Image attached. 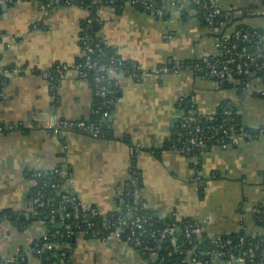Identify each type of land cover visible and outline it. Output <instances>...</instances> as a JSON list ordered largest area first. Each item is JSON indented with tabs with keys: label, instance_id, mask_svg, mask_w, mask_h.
<instances>
[{
	"label": "crops",
	"instance_id": "crops-1",
	"mask_svg": "<svg viewBox=\"0 0 264 264\" xmlns=\"http://www.w3.org/2000/svg\"><path fill=\"white\" fill-rule=\"evenodd\" d=\"M262 2L216 0L223 13L219 31L230 33L238 26L255 31L249 47L260 58ZM165 8L170 14L162 19L129 3L120 9L98 6L103 44L145 73L134 78L119 72L111 119H100L97 134L62 128L54 135L52 126L89 121L95 113L91 88L76 68L83 55L81 21L89 10L52 0L0 4V70L21 68L0 77V213L20 221L0 218V261L47 264L41 253H32L46 224L34 218L31 190L34 173L53 170L64 177L70 195L107 215L116 212L119 191L136 178L134 196L159 218L175 212L196 223L205 237L264 236V225L256 221L258 209L264 208V95L255 91L264 88V80L255 76L250 80L254 90L240 89L235 76L221 81L185 66L215 55L213 34L190 0H178V12ZM56 65L66 69L55 71ZM163 65L175 70L159 78L153 70ZM182 98L206 118L234 109L249 133L228 148L210 146L198 155L170 147ZM131 145L139 148L134 160ZM74 235L66 246L68 264H148L131 243ZM54 246L62 248L42 245L44 250ZM207 255L211 264H236L227 256ZM53 257L48 264H64Z\"/></svg>",
	"mask_w": 264,
	"mask_h": 264
},
{
	"label": "built area",
	"instance_id": "built-area-1",
	"mask_svg": "<svg viewBox=\"0 0 264 264\" xmlns=\"http://www.w3.org/2000/svg\"><path fill=\"white\" fill-rule=\"evenodd\" d=\"M18 0H0V4L2 3H14ZM56 4L59 0H52ZM165 4V7L169 6L171 8H175L176 12H178V0H162ZM195 4L201 5L206 11L204 12V20L212 27L211 32L213 34L214 45H215V55L210 58H206L201 61L203 63L201 66L195 64L193 66V71L197 72L199 75L204 77H213L217 80H225L232 76L242 77L245 76L244 81L241 82L239 78H237L238 83L242 84V89H252L250 85V80L255 77L254 71L251 69L256 68L259 69L261 66L257 64V61L260 59L258 55H255L250 50V41L252 37L255 35V31L250 30H241L235 29L230 33H224L219 31L213 26V18L216 15H219L222 11L221 8L216 4V0H192ZM125 3H129L131 5H136L137 3L142 4L145 8L152 7L154 4V0H126ZM165 12L170 11L165 8V10L161 8L152 9V14L158 18H162ZM260 12L264 16V0L260 7ZM99 20V19H97ZM90 21V19H89ZM264 33V28H263ZM83 55L82 61L77 63V73L82 78L85 77V71L91 69L94 71L93 82L96 87L95 94L100 96L103 99L101 105H97L94 109L95 113L100 114V119L106 118L109 114V111L103 107L105 104L109 107L107 101V84H110L112 80L115 81L116 84L119 83V73L115 72L111 66H100L93 58L92 54L94 52V48L91 47L90 42L87 40V35L84 34L81 40ZM97 47V44L95 45ZM180 67V66H179ZM178 67V69H179ZM133 72L130 73L131 77L138 78L141 76L144 71L139 70L137 66L133 65ZM55 71H62L66 69V66L56 65L54 67ZM175 70V67L171 66H159L155 70H153V74H155L159 78H163L167 73H170ZM21 71V68L11 67L4 68L0 70V77L5 76L9 72L18 73ZM256 93L259 95H264V88L255 89ZM4 97V93L0 91V98ZM108 104V105H107ZM192 110H184L181 109L178 112V126L179 129L176 133L178 147L177 149H182L187 152L195 151L201 152L204 148L207 147V144L212 141V146H217L220 148H228L232 146L238 138L242 136H247L246 131L243 127H239L238 131L235 132L233 128L225 127V124H220L218 128H213L208 126L206 128L201 127L196 123L197 119L191 115ZM226 115L231 114V110H225ZM67 130H82L84 132H88L92 135H95L99 132L98 127L91 126L85 120H77V121H69L60 126H52L50 131L57 135L60 129ZM219 129L221 133L225 136H217L215 133L207 134L209 131ZM0 131H3V126H0ZM188 133L189 137L184 138L183 133ZM225 138H228L227 140ZM139 148L137 145L130 146V154L133 157L134 152ZM59 173V171H58ZM60 174V173H59ZM37 175H40V172H37ZM136 178H131L127 184H136ZM44 185V184H43ZM52 188L58 189L57 192H60L59 185L52 184ZM64 185H62V189ZM65 189V188H64ZM40 191L38 190V194ZM128 194L126 188L119 191L116 201H117V210L113 215H107L101 213L97 208L93 206L86 207L83 203L75 196L70 194H64L61 196L60 201L58 202V209L61 211V218L64 221L65 218L70 217L69 212H63L68 206H70L72 210V214L75 217H81L85 219L86 217H100L102 223L98 226L96 221H88L84 222L83 225L78 223H73L72 226L75 227L78 232L83 233L84 235L97 238L101 241L109 237H113L116 240H122L128 243H131L134 248L142 254L148 252L151 256H155V252L162 248H166L165 241L170 242V246L173 248L175 252L181 254V250H178L180 245L176 244V240L173 237V227H168L166 229H160L154 227L151 222L150 215L145 214H136L137 211L141 208H146L143 201L136 195L134 196L132 202H128L125 199V196ZM48 202V200H47ZM44 202L38 200L37 198L33 199V206L41 207ZM81 211V213H80ZM170 216L173 218L174 223L180 224L184 230V237L188 241L192 240V235H199L200 230L196 223L190 220H182L177 213L172 212ZM54 220L50 218L46 223V231L42 237L44 240V246L48 244L51 246L54 244L52 241H48L50 237H56L59 232L58 230H51V226L53 225ZM66 236H72L74 233L70 229L69 225H66L65 230ZM210 240V242L214 245V248L211 251L206 252L209 254L211 259L214 257H222L227 256V258L234 259L236 264H247L246 257H248L249 262L253 261V256L248 251H243L241 254L234 256L223 248L227 247L230 244L229 239L220 240L218 237L209 236L206 237ZM204 239V238H203ZM202 240V238H200ZM245 238L243 236L239 237L240 245L244 244ZM152 243L151 246L148 244ZM43 247L41 248H32V253L39 254L42 252ZM64 255L63 253H61ZM21 260L23 257L20 258ZM163 261V257L160 259ZM185 261L191 264H211L209 261H202L197 258L194 250L190 251L185 258ZM0 264H17V259H9L0 261ZM175 264V263H172ZM257 264H264V253L262 258L257 262Z\"/></svg>",
	"mask_w": 264,
	"mask_h": 264
},
{
	"label": "trees",
	"instance_id": "trees-1",
	"mask_svg": "<svg viewBox=\"0 0 264 264\" xmlns=\"http://www.w3.org/2000/svg\"><path fill=\"white\" fill-rule=\"evenodd\" d=\"M43 4H49L51 3V0H40ZM126 0H59L57 4H64V3H77L79 5L85 6L89 10V16L84 18L81 21V36H84V34L87 35V40L90 42L91 47L94 48V52L92 54V58L100 65L103 67L106 66H111L112 69L119 73L121 72L123 75H128L130 76V73L133 72L132 66L136 64L134 62L122 59L121 57L118 56V54L115 52V50L110 49L106 47L103 42L101 41L99 35H98V29L100 27V22L97 20V9L98 6L103 3V4H110L114 6L117 9H120L123 4L125 3ZM190 5L194 10L196 11L197 17L202 21L205 26L208 28H212L205 20H204V12L206 11L201 5L195 4L192 0H190ZM136 6L138 9L142 11H146L147 13L152 14V9L154 8H161L165 10V4L162 0H154V4L152 7L145 8L140 3H137ZM223 13H220L219 15H216L213 18V26L216 29L220 28V22L222 20L221 15ZM169 16V12H165L164 15L162 16V19H165ZM90 19V21H89ZM209 28V30H211ZM237 29L241 30H247V28L243 26H238ZM97 44V47L95 46ZM82 57L80 61H82ZM79 61V62H80ZM195 64L202 65L201 61H193L189 63H185V66H188L190 68H193ZM257 64L261 66V68L256 69L252 68L251 71H254V76H259L263 78L264 80V57L260 58L257 61ZM197 73V72H196ZM198 74V73H197ZM93 77H94V71L91 69H88L85 71V77L84 79L87 80L91 92H92V98H93V106L94 109L97 107V105H101L103 102V99L95 94L96 87L93 82ZM242 81H244L245 76L242 77H237ZM117 85L114 80L110 84H107V89H108V94H107V101L109 104V107H107L105 104H103L102 108L107 109L110 111L113 103L118 97L117 94ZM238 87L241 89L242 84H239ZM107 104V105H108ZM178 108L179 110L184 109L188 110L191 109V115L197 119L196 123L200 125L203 128H206L208 126H211L213 128H218L220 124H225V127H232L235 132L238 131L239 127H243L246 133H249V129L244 125L242 122V119L240 115L237 114V112L232 109L230 115H226L225 111L219 110L213 117L211 118H206L198 115L195 111V107L190 99L182 98L178 102ZM99 118L100 114L99 113H94L92 120L87 121L91 126L98 127L100 128L99 124ZM179 129L178 123H177V130L176 133ZM210 133H215L217 136H225L223 133L219 131V129H215L212 131H209L207 134ZM184 138H188L189 135L188 133L184 132L183 133ZM226 140L228 138H225ZM170 147H178V141H177V135L175 139L170 142V144H167ZM213 145V142L210 141L207 144V147H210ZM205 149V148H204ZM203 149V150H204ZM202 150V151H203ZM191 154H196L200 152H195L191 151ZM134 160V157H132ZM197 169V168H196ZM33 178L35 179V186L31 190V198H37L38 200H41L44 202L43 206L41 207H35L34 209V218L36 219H42L45 224L50 218H53L54 223L51 226V230H58L59 234L52 238L50 237L48 241H52L54 244H56L58 247L62 246L60 251H57L55 246L50 249V250H44L41 252L40 259L44 263H50L51 261L54 260L55 257H53L54 253L56 254V257H61L64 261V264H68V255H67V248L66 246L68 244H71V236H66L65 230H66V225L70 226V229L73 231L75 234L79 230H77L75 227L72 226L73 223H78L83 225L86 220L88 221H96L98 223V226L102 223L100 217H86L85 219L81 217H75L72 214V210L70 206H68L63 212H69L70 217L65 218L64 221H61V211L58 209V202L61 199V196L64 194H69L66 189H62V185H64V177L60 176L58 173V170H53V171H48V172H40V175H37V172L34 173ZM44 184V185H43ZM56 184L59 185V189L61 190L60 192H57L58 189L52 188L51 185ZM139 187L138 183L137 184H128L126 189L128 191V194L125 196V199L128 202H132L134 198L135 191ZM38 190L40 193L38 194ZM48 200V202H47ZM81 213V211H80ZM136 214H145V215H150L151 217V222L153 223L154 227L160 228V229H166L168 227H173V237L176 240V244L180 245L178 250H181V254L178 252H175L173 248L170 246L169 241H165V245L167 246L166 248H162L160 250H157L155 252V256H151L148 252L143 254L147 259H148V264H187V261H185L186 256L190 251L194 250L196 256L198 259L202 261H209V256L206 254V252L211 251L214 248V245L210 242L208 238L205 237V235L199 234L198 236L193 234L192 235V240L188 241L184 237V230L183 227L180 224H176L173 221V218L171 216H168L166 218H159L158 216H155L153 211L148 210L147 208H141L139 211L136 212ZM5 216H8L7 218L10 221H16L20 222L17 217L10 216L9 214L6 213H0V218H4ZM109 216V215H108ZM256 221L260 225H264V208L258 209L256 213ZM110 217V216H109ZM61 221L60 226L57 225V222ZM87 236V235H85ZM243 236L245 238L244 244L240 245L239 243V237ZM202 238V240H200ZM204 238V239H203ZM220 240H225L229 239L230 244L223 248L224 250L228 251V253L237 256L241 254L243 251H248L250 254L253 256V261L249 262L248 257H246V262L247 264H257V262L262 258V255L264 253V236H258V237H251L247 236L243 233L239 234H233L230 235L229 237H222L219 238ZM44 244V240H40L38 243H36L33 247L36 248H41L42 245ZM149 246L152 245V243L148 244ZM63 253L64 255H62ZM163 257V261H160V259ZM226 257V256H223Z\"/></svg>",
	"mask_w": 264,
	"mask_h": 264
},
{
	"label": "water",
	"instance_id": "water-1",
	"mask_svg": "<svg viewBox=\"0 0 264 264\" xmlns=\"http://www.w3.org/2000/svg\"><path fill=\"white\" fill-rule=\"evenodd\" d=\"M213 78V77H212ZM110 116L109 117H107V118H105V119H103V121H106V120H109L110 121ZM207 148V147H206ZM71 240H75V235L73 234L72 236H71Z\"/></svg>",
	"mask_w": 264,
	"mask_h": 264
}]
</instances>
